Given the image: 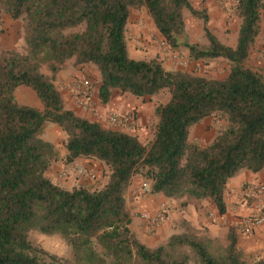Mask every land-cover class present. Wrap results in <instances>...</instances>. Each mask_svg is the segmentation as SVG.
I'll use <instances>...</instances> for the list:
<instances>
[{"label": "trees", "instance_id": "16d2710c", "mask_svg": "<svg viewBox=\"0 0 264 264\" xmlns=\"http://www.w3.org/2000/svg\"><path fill=\"white\" fill-rule=\"evenodd\" d=\"M132 8H146L169 46L184 47L191 60H226V77L207 78L167 69L158 58L131 57L126 32ZM235 10L241 23L232 47L209 28L208 11L191 0H0V35L3 14L23 19L27 48L25 53L0 50V264H67L29 240L33 228L61 233L77 259L91 264H264V259L245 260L233 226L224 246L194 231L174 233L165 245H147L131 230L126 200L133 178L142 174L155 193L211 199L224 214L229 180L245 169H264V76L247 65L264 31V0H238ZM185 11L203 20L207 44L189 42ZM81 25L82 31H69ZM70 59L76 67L98 69L101 103H109L115 92L135 97L170 92L155 108L158 123L148 144L66 108L56 80ZM44 64L51 74L42 71ZM21 85L35 92L42 109L17 102ZM209 117L223 125L201 145L191 135ZM47 123L67 135L66 163L84 158L107 168L104 186L68 189L48 176L61 157L42 137Z\"/></svg>", "mask_w": 264, "mask_h": 264}, {"label": "rangeland", "instance_id": "374dc122", "mask_svg": "<svg viewBox=\"0 0 264 264\" xmlns=\"http://www.w3.org/2000/svg\"><path fill=\"white\" fill-rule=\"evenodd\" d=\"M191 2L196 8L206 9L208 11L210 17L208 26L212 30V32L220 39V41L226 45L235 47L238 41V33L241 23V18L235 10V6L238 0H191ZM185 22L189 42L199 43L202 45L208 43L204 31L203 20L194 17L189 11H185ZM2 27L3 32L0 35V50L13 49L20 53H25L27 51L26 43L24 40L25 20H13L9 17L8 14H3ZM83 29L84 25H81L79 27L70 29L69 31L78 32L82 31ZM126 36L128 44L134 45L137 49H151L152 52L146 55V58H158L160 61H162L167 69L183 70L207 78H224L229 72V64L226 60H191L188 57L187 49H185L184 47H181L178 50L172 49L157 30L146 8L131 9L129 21L127 24ZM171 51L179 53L180 58L182 60H186L187 63L183 64L179 61L172 60L170 58ZM169 60L174 62L173 67L169 66L168 62H166ZM247 65L254 71L264 76L263 30L252 46ZM86 66L87 65H85L84 67L76 68V66L74 65V60L70 59L67 61L65 69L58 74V77L62 78V80H65L66 78L71 79L72 77L86 74L90 78H92L95 87L99 88V79L97 77L98 74L96 71L98 69L90 64L88 65L89 67L85 68ZM70 70L73 71L71 76L69 75ZM42 71L45 74H51L48 65L46 64L42 66ZM58 77L56 80V84L60 90L62 86L60 84V80L58 82ZM68 80L66 82H68ZM15 95L17 102L20 104H27L32 106L37 105L43 107L35 92L28 86H19L15 91ZM114 96L123 97L124 94L115 92ZM170 96V92L167 89L162 90L158 94L150 97H135L133 95H130V98L137 102L136 106L131 111H129L135 112V114L138 116L139 126L137 129H140L143 126L145 130L150 131V137L147 139V141H144L145 144H148L149 141L152 140L157 128L158 118L155 115V108L159 104L166 103L170 99ZM131 99H129V101H131ZM222 125L223 121H218L215 117L207 118L206 120H204V122L198 125L195 132L196 134H194L196 139L194 140L201 145L210 143ZM60 131H62L60 127L59 129L48 128L46 133L43 132L42 137L46 140L53 141L55 146L58 148L61 157V150L65 147L64 142L67 135L64 131L63 134H61ZM73 162H82V164L86 165L87 161L78 160ZM65 164L70 163H66L64 157H61L59 161L51 167L48 174V176L55 183H58L65 188L71 189L74 186L82 185L94 189L104 186L108 181L109 173L104 165H97L98 169H96L99 176L96 180L83 178L85 179L84 181L80 177H77L75 175L69 174L68 176H64L62 174V171ZM178 229V233L184 231H194L196 233H200L201 236H206L207 238L210 237L203 232V228L199 224V222L195 223L193 220H189L187 217H185V219L178 223L177 230ZM157 231L152 233H156ZM169 237L170 236H168V238H165L158 244H154L153 247L162 244L165 245ZM212 238L215 239L214 246L216 247L224 246L227 243L226 236H216ZM29 240L41 250H44L48 254L56 256L67 264H91L87 260L79 261L77 259L75 250L61 233L47 234L41 231V229L39 228H33L29 231ZM238 248L241 250V252L243 253V257L248 263H251L254 259H264V236L255 241L240 240L238 243ZM95 249L100 254V256H103L104 252L99 246H95Z\"/></svg>", "mask_w": 264, "mask_h": 264}, {"label": "crops", "instance_id": "0c3cea01", "mask_svg": "<svg viewBox=\"0 0 264 264\" xmlns=\"http://www.w3.org/2000/svg\"><path fill=\"white\" fill-rule=\"evenodd\" d=\"M128 47L131 57L136 59H144L146 58V55L152 52L151 49L149 50H147L146 48L137 49L132 44H128ZM166 62H168L169 66L173 67L174 62H172L171 60ZM87 67L89 66L87 65L85 68ZM96 71L98 74L97 77L99 79L98 80V87H99L101 83V76H100V72L98 70ZM72 72L73 71L70 70L69 72L70 76ZM66 79L68 80L70 78H66ZM66 79L62 80V78L58 77V82L60 80V84L62 86L60 90L63 94L66 108L73 110L76 114L80 116H85V114H83L81 110H79L78 108H74L70 91L66 88V81H67ZM129 99H131L130 94H124L123 97H116L113 95L109 103H101V101L98 99L99 101L98 108L102 111L115 110V111L129 112L136 106L137 103L132 99L131 101H129ZM37 107L40 109L43 108L40 106ZM198 125H196L193 129L191 135L192 139H196L194 134H196L195 132ZM48 128L59 129L58 125L56 126V124L54 125V123L53 124L47 123L44 133L47 132ZM60 133L63 134V131H60ZM131 133L138 135L139 139L142 142L147 141V139L150 137V131L145 130L143 126L134 132L132 131ZM49 141L53 142L52 140ZM67 153H68L67 149L64 147L61 150V157H65ZM78 160L87 161L86 165L90 167L97 168L98 164H100L101 166L103 165L98 160L77 158L75 161ZM66 165L67 164H65V166ZM81 179L85 181V179L83 178ZM255 180H264V169L258 173H254L245 169L239 172L235 177L231 178L228 182L227 188L224 193V200L227 209L224 214H221L217 204L211 199L195 200L186 197L171 199V198H167L162 193H155L153 191L149 194H144L142 192L143 184L144 183L148 184V186L152 189V182L145 175L138 174L133 178V181L126 192L127 206L132 218L130 224L131 230L140 240L145 242L147 245L153 246L156 243L158 244L159 242H162L165 238H168V236H170L171 234L178 233L179 231V229L177 230L178 223L183 219H185V217H187L189 220H193L195 223L199 222V224L203 228V232L210 237L227 236L229 229L237 220V215L245 211V209L240 205L238 197L229 191L232 188L235 189L239 188L240 185L243 184L244 182L255 181ZM162 204H167L170 211V219L166 223H164V225L160 229H158L156 233H151L147 225V220L149 217L153 216L156 213V211L160 208ZM210 213H214L215 215L214 218L209 216ZM262 236H264V225L260 227L250 237L239 236L238 243L240 240L255 241L261 238Z\"/></svg>", "mask_w": 264, "mask_h": 264}, {"label": "built area", "instance_id": "2783aa9c", "mask_svg": "<svg viewBox=\"0 0 264 264\" xmlns=\"http://www.w3.org/2000/svg\"><path fill=\"white\" fill-rule=\"evenodd\" d=\"M170 58L183 64L187 63L175 51L170 52ZM66 88L70 91L74 108L81 110L85 117L100 123L106 129L130 133L137 130L139 119L135 112L102 111L98 108V88L95 87L94 81L88 75L81 74L72 77L66 82ZM62 174L64 176L71 174L90 180H96L99 176L95 167L79 162L67 164L63 168ZM142 192L149 194L152 189L144 183ZM229 192L238 197L240 205L245 209L243 213L237 215V220L232 226L239 236L250 237L264 225V180L244 182L239 188H232ZM209 216L214 218L215 215L210 213ZM169 219V208L167 204H162L156 213L147 220L150 232L157 231Z\"/></svg>", "mask_w": 264, "mask_h": 264}]
</instances>
